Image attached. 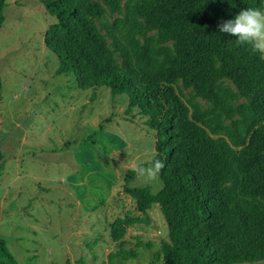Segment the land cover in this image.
Here are the masks:
<instances>
[{
    "label": "trees",
    "instance_id": "1",
    "mask_svg": "<svg viewBox=\"0 0 264 264\" xmlns=\"http://www.w3.org/2000/svg\"><path fill=\"white\" fill-rule=\"evenodd\" d=\"M103 1L121 10V0ZM43 5L57 20L47 36L59 60L56 74H74L82 90L107 87L113 98H127L126 113L137 110L155 133L153 160L165 164L156 198L147 188L125 189L138 215L118 219L112 240L120 242L129 226L149 224V212L159 206L170 230V243L163 242L156 256L162 264L264 262V55L218 32L240 10L260 8L264 0H128L124 17L106 27L122 70L105 58L106 43L88 17H100L91 0ZM6 8L7 0H0V29ZM225 79L236 92L222 88ZM179 80L213 109L191 116L173 87ZM2 89L0 78V102ZM242 97L246 103L235 108ZM220 131L231 143L211 137ZM3 161L0 143V172ZM151 247L137 240L136 250L121 249L109 258L136 259L139 249ZM0 264H18L2 240Z\"/></svg>",
    "mask_w": 264,
    "mask_h": 264
},
{
    "label": "rangeland",
    "instance_id": "2",
    "mask_svg": "<svg viewBox=\"0 0 264 264\" xmlns=\"http://www.w3.org/2000/svg\"><path fill=\"white\" fill-rule=\"evenodd\" d=\"M91 1L100 17H88L106 43L105 58L122 70L106 27L124 17L128 0L120 11ZM56 23L43 0H7L0 29V240L18 264H162L156 256L170 243V230L159 206L149 224L129 226L120 242L112 240L118 219L138 215L125 189L147 188L154 198L162 190L160 173L149 179L133 170L157 157L155 133L137 110L126 113L124 96L113 98L107 87L82 90L74 74H56L59 60L47 46ZM221 86L237 91L230 79ZM173 87L191 116L213 109L183 80ZM243 103L242 97L234 107ZM211 137L231 143L225 131ZM137 240L152 247L139 249L136 259L110 261L121 249L136 250Z\"/></svg>",
    "mask_w": 264,
    "mask_h": 264
},
{
    "label": "clouds",
    "instance_id": "3",
    "mask_svg": "<svg viewBox=\"0 0 264 264\" xmlns=\"http://www.w3.org/2000/svg\"><path fill=\"white\" fill-rule=\"evenodd\" d=\"M218 32L229 34L235 37L237 44L249 45L256 53L264 55V6L240 10L233 19L220 24ZM164 168L165 164L160 160H153L147 168L133 165L137 174L147 175L149 179H155Z\"/></svg>",
    "mask_w": 264,
    "mask_h": 264
},
{
    "label": "crops",
    "instance_id": "4",
    "mask_svg": "<svg viewBox=\"0 0 264 264\" xmlns=\"http://www.w3.org/2000/svg\"><path fill=\"white\" fill-rule=\"evenodd\" d=\"M3 203V202H2Z\"/></svg>",
    "mask_w": 264,
    "mask_h": 264
}]
</instances>
